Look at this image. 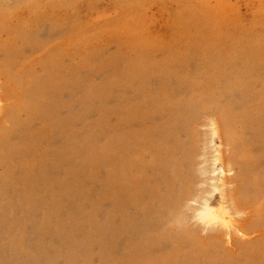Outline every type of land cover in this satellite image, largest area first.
Instances as JSON below:
<instances>
[{"label": "rangeland", "instance_id": "374dc122", "mask_svg": "<svg viewBox=\"0 0 264 264\" xmlns=\"http://www.w3.org/2000/svg\"><path fill=\"white\" fill-rule=\"evenodd\" d=\"M0 264H264V0H0Z\"/></svg>", "mask_w": 264, "mask_h": 264}, {"label": "bare ground", "instance_id": "6f19581e", "mask_svg": "<svg viewBox=\"0 0 264 264\" xmlns=\"http://www.w3.org/2000/svg\"><path fill=\"white\" fill-rule=\"evenodd\" d=\"M248 159H249V158H248ZM248 177H249V176L247 175L246 172H244L243 177L241 176V180H242V182H243L242 187L240 188L241 191H250L248 187H246V188L243 187V186H244V181L249 180ZM261 189H262V188H261ZM261 189H257V190H258V191H262ZM250 193H251V192H250ZM238 197H239L241 200L244 199V200H242L243 202H247L246 195H243L242 193L238 192ZM243 202H242V203H243ZM243 204H244V203H243Z\"/></svg>", "mask_w": 264, "mask_h": 264}]
</instances>
